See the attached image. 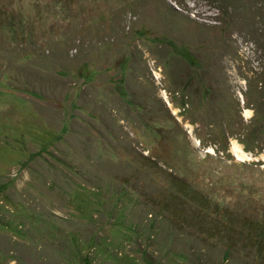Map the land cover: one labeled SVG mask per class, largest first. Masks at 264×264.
Instances as JSON below:
<instances>
[{
  "label": "rangeland",
  "instance_id": "obj_1",
  "mask_svg": "<svg viewBox=\"0 0 264 264\" xmlns=\"http://www.w3.org/2000/svg\"><path fill=\"white\" fill-rule=\"evenodd\" d=\"M240 1L0 0V264H242L219 242L181 240L148 198L176 191L165 162L212 223L264 221V105L250 93L264 100V0ZM190 42L198 59L222 50L208 99L168 91L172 71L208 76Z\"/></svg>",
  "mask_w": 264,
  "mask_h": 264
},
{
  "label": "trees",
  "instance_id": "obj_2",
  "mask_svg": "<svg viewBox=\"0 0 264 264\" xmlns=\"http://www.w3.org/2000/svg\"><path fill=\"white\" fill-rule=\"evenodd\" d=\"M230 2H235V0H227ZM239 2L241 3L242 1L239 0ZM181 8V6H180ZM175 13L183 16L181 13L174 11ZM239 13L244 14H250L251 12L250 10H247L246 8L243 9L242 4H240V10L237 11V13H235V15H233L234 17L236 15H239ZM253 13L258 14L257 11H253ZM243 17V16H242ZM244 19H246L247 25H248V20H247V15L243 17ZM253 16L251 18H249V21L253 20ZM215 23L214 24H207L204 25L205 27H207V29H217L218 28V20L215 19L214 20ZM233 24V23H232ZM246 25V26H247ZM249 26V25H248ZM181 27V26H180ZM178 27V28H180ZM250 27V26H249ZM204 29V27H202ZM206 29V30H207ZM205 30V29H204ZM201 30L200 32H198L195 35V38L191 39L192 42L194 41L196 42H200V44H196L197 47H202V45L205 42L207 33ZM180 31V30H179ZM185 32V31H182ZM187 34L189 33L188 30H186ZM181 37H183V35L181 34ZM187 38H189V36H187ZM225 39V38H223ZM226 41L225 40H220V41H215L213 44L220 46L223 45ZM184 44V43H183ZM186 45V44H185ZM192 43L190 42V44H187V46L189 48H191ZM215 49L212 50V53H208L205 54L203 57H201V59H198L196 55H194L192 53V48L189 49V54L192 57L193 61L196 62H201V63H205L208 62L209 65L211 66V69L208 72V76L204 77V74H201L200 76L197 77V79L199 80V82H195L193 83L192 80L193 78H191V73L190 72H179V77L177 76V72L172 71L171 77H172V82L170 80L169 85V92H171V88H178L179 85H184V87H182V89L184 88H192L193 91L196 93V95L200 96V98H202L206 93L207 94V99L209 97V92L211 91V84L214 82L216 83L217 80H219L220 76H221V71H222V65L220 64V61H218L217 58L220 57H216L214 54H218L219 56H222V50L219 47L214 46ZM154 52V50L152 49V54L157 55L159 54L160 56H165L163 51H157ZM161 52V53H159ZM88 63H97L96 61L93 62H86L82 65L81 68H83L84 66H87ZM45 69L47 70H51L52 72H60V74H65L63 70L59 71L56 67H52V66H47ZM19 71V70H18ZM16 71L15 73V79L17 80V83H27V78L26 76L22 73V72H18ZM42 76V74L40 75V72L36 71V77H40ZM59 77H61L60 75H58ZM67 78V77H66ZM61 77L60 79H66ZM79 78H77L78 81ZM74 81V80H73ZM184 81H188V83L186 84V82ZM60 82H63L62 80H60ZM137 83V80L135 81ZM64 83V82H63ZM82 86L81 88H79L80 93L82 92H86L85 87H87L86 83H81ZM198 84V85H197ZM62 85H65L62 84ZM88 85L93 88V81H89ZM145 84H138V86H141L138 88V94H140V97H144L145 94H143L144 90H143V86ZM198 86L200 87V91L198 92ZM205 87H207L205 89ZM210 88V90H208ZM205 89V90H204ZM74 92V91H73ZM192 92V91H191ZM204 92V93H203ZM242 93V92H241ZM250 93L252 94L251 96V101L252 102H256L258 103L259 106H263L264 105V100H262V102L258 99L257 101V97L259 96L260 91H257V87H254L252 90L250 89ZM211 95V94H210ZM242 95L245 97H247L248 102L249 100V96L247 95V92L242 93ZM247 103H245L246 105ZM189 105V104H188ZM248 105V104H247ZM152 111V108H150ZM92 114V113H91ZM95 116V114H93ZM92 115V116H93ZM129 153L130 152L129 150ZM146 160V159H145ZM165 167H164V166ZM160 165L158 170L160 169L161 172H168L166 169L168 168L169 170H171V178L169 180L174 181V186L176 188V191L168 188L167 193H165L166 191H157L151 198L148 197L150 200H154V202L156 204H158L159 202L162 203L159 207L162 210V213L165 214L166 216H168V214H172L170 218L173 219V222L169 225H166V229L168 228V226L171 227V229H173V233H182L183 236H180V239H187V236H195L198 239H204L203 241L212 243L214 242V244L216 242H219L221 244V247L223 246L224 248V260L225 262L227 261L226 258H232V257H241V255H244V260L242 261V264L247 263L244 262L245 259H251L249 264H264V221L263 220H245L244 224L246 228H248L250 231L249 232H240V231H236L235 228L233 227H224L222 224L218 223H212L211 220L209 219V212H208V205H209V200L206 199L205 195L200 193V191H195L193 189H191L190 185L184 180V179H180L178 178L175 174V170L172 168H169V165L166 164L164 162V164ZM157 165L155 167H158ZM161 167V168H160ZM159 170V171H160ZM173 176V177H172ZM158 201V202H156ZM196 203L200 204L202 206L203 209H199L196 205ZM208 223V224H207ZM174 224V225H173ZM211 224V225H210ZM199 231H196V230ZM179 239H177L175 242H173L174 246L176 244L177 246V242L181 241ZM183 242V241H181ZM165 244H163L164 248ZM170 246V247H171ZM161 248V249H162ZM183 250H186L185 253H183L184 255L182 256V258L184 257H189V260L191 259V255L188 252V246L187 248H183ZM195 252V256L198 257V254H196L195 249L190 250V252ZM164 254L167 252V250L164 249ZM174 255V254H173ZM28 257H32V255H29ZM45 260V259H44ZM44 260H42V264H44ZM186 260V259H185ZM47 260H45L46 262ZM240 263V261H239ZM184 264V263H183ZM241 264V263H240Z\"/></svg>",
  "mask_w": 264,
  "mask_h": 264
},
{
  "label": "bare ground",
  "instance_id": "obj_3",
  "mask_svg": "<svg viewBox=\"0 0 264 264\" xmlns=\"http://www.w3.org/2000/svg\"><path fill=\"white\" fill-rule=\"evenodd\" d=\"M240 154V153H239ZM247 158V157H246Z\"/></svg>",
  "mask_w": 264,
  "mask_h": 264
}]
</instances>
